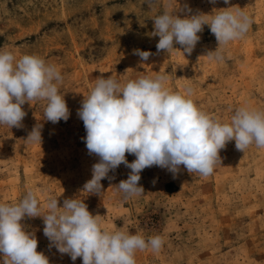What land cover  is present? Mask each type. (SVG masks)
Returning <instances> with one entry per match:
<instances>
[{
	"label": "rangeland",
	"instance_id": "rangeland-1",
	"mask_svg": "<svg viewBox=\"0 0 264 264\" xmlns=\"http://www.w3.org/2000/svg\"><path fill=\"white\" fill-rule=\"evenodd\" d=\"M167 3L0 0V49L56 64L70 110L66 122L53 124L44 120L45 102L34 101L23 105L24 127L0 126V202H18L28 189L36 192L42 207L45 193L58 197L59 206L76 197L93 215H101L102 227L163 236L161 251L137 252V264H264V149L251 146L243 153L229 142L220 152L222 165L207 178L183 169L174 177L157 166L146 168L139 181L145 193L127 201L115 188L130 172L123 164L109 172L114 179L101 181L100 196L82 190L98 157L87 151L77 110L101 75L125 81L166 72L174 90L191 87L196 105L222 122H230L240 106L264 110V0H171L172 10L182 17L229 6L248 12L253 23L246 37L228 46L222 62L204 56L217 46L207 25L190 55L182 49L157 51L152 20ZM135 49L152 55L141 62ZM38 123L42 144H29L24 139ZM126 158L131 163L135 156ZM22 223L35 233L37 251L50 264H82L81 258L73 262L49 246L42 218Z\"/></svg>",
	"mask_w": 264,
	"mask_h": 264
},
{
	"label": "clouds",
	"instance_id": "clouds-1",
	"mask_svg": "<svg viewBox=\"0 0 264 264\" xmlns=\"http://www.w3.org/2000/svg\"><path fill=\"white\" fill-rule=\"evenodd\" d=\"M210 2L215 4L216 0ZM152 21V35L159 37L158 52L182 49L189 55L207 25L217 46L204 56L216 62L225 59L224 52L231 43L246 37L253 23L239 6L182 17L172 10L171 0ZM134 54L141 62L152 55L140 49ZM63 79L59 67L39 55L17 57L11 50L0 49V126L24 127L27 113L23 105L34 101L45 102V121L66 122L70 110L60 91ZM170 80L166 72L125 81L111 75L97 77L77 110L86 131L82 139L87 151L98 157L82 190L100 196L101 181L114 179L109 172L123 164L130 172L115 188L127 201L145 193L139 181L146 168L157 166L174 177L183 169L207 178L222 165L220 152L229 142L234 141L236 150L243 153L251 146L264 149V110L240 106L234 109L230 122H222L196 105L191 87L176 91ZM42 127L34 125L24 140L41 145ZM126 154L135 159L129 163ZM38 217L43 220L49 246L73 262L81 258L82 264H137V252L159 253L165 244L159 234L145 237L140 232L102 227L101 215H93L84 200L76 197L65 198L59 206L58 197L45 193L42 207L36 192L28 189L18 202H0V264H50L49 257L37 251L35 233L22 223Z\"/></svg>",
	"mask_w": 264,
	"mask_h": 264
}]
</instances>
